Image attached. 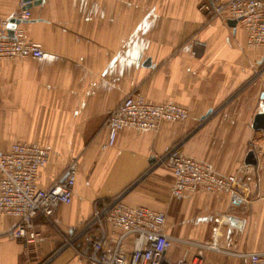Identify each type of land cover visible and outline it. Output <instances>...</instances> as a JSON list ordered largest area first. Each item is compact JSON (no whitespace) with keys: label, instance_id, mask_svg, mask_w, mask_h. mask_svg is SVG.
<instances>
[{"label":"crops","instance_id":"obj_1","mask_svg":"<svg viewBox=\"0 0 264 264\" xmlns=\"http://www.w3.org/2000/svg\"><path fill=\"white\" fill-rule=\"evenodd\" d=\"M21 1L0 0V18H13ZM201 2L41 0L30 8L20 26L45 54L0 63V153L16 141L45 145L42 188L63 181L73 159L78 170L72 201L58 205L54 223L35 218V243L11 236L18 218L0 215V264H89L79 250L95 202L122 192L127 203L164 213L165 232L176 238L209 241L213 219L230 215L249 224L238 248L264 250V198L236 206L227 194L171 195L163 158L173 147L218 174L235 173L243 197L264 191V156L246 162L250 143L263 137L252 121L264 114V49H249L244 29L201 12ZM134 91L189 114L156 131L125 127L107 146L109 113ZM192 253L173 245L169 256ZM206 261L223 264L213 254Z\"/></svg>","mask_w":264,"mask_h":264},{"label":"built area","instance_id":"obj_2","mask_svg":"<svg viewBox=\"0 0 264 264\" xmlns=\"http://www.w3.org/2000/svg\"><path fill=\"white\" fill-rule=\"evenodd\" d=\"M29 2L22 0L21 9L14 16L21 22L32 18L31 9L24 8ZM199 9L212 18L223 16L235 19L246 32L247 47L264 49V0H202ZM10 19L0 18V63L43 57L45 51L42 44L27 38L21 22L16 25L14 35H9ZM188 114V109L178 103L155 102L140 91L131 92L109 113L107 146L115 145L120 130L125 127L156 131L162 122H178ZM252 150L258 157L264 156V131L262 139L255 142ZM49 160L48 148L36 141H16L7 151L0 153V215L18 218L10 235L26 244L35 243L41 236L34 222L37 216L52 221L58 205L72 201L77 161L73 159L67 164L63 181L42 188L39 186V175ZM163 161L173 171L171 195L174 199L182 200L198 192H206L227 194L232 205L236 206L245 200L235 188V173L218 174L211 165L183 154L178 147L170 149ZM124 194L122 192L95 202L93 217L84 231L87 235L83 237L85 240L79 250L89 264H204L203 247L225 252L213 245L217 241V223L230 224L236 217L214 218V241L209 245H199L201 250L189 260H172L169 252L175 242L193 243L167 234L164 213L131 205L124 200ZM232 254L240 261L238 264H264V250H242Z\"/></svg>","mask_w":264,"mask_h":264},{"label":"rangeland","instance_id":"obj_3","mask_svg":"<svg viewBox=\"0 0 264 264\" xmlns=\"http://www.w3.org/2000/svg\"><path fill=\"white\" fill-rule=\"evenodd\" d=\"M255 144V142L250 143V145L253 148V145ZM244 196V195H243ZM111 198V197H110ZM264 198V191H259L256 190L253 192L252 195H248L247 197H244V202L242 204H244V206L249 205L250 202H253L255 200H260ZM222 216H230V215H219V219H221L220 217ZM232 217V216H230ZM234 217V216H233ZM237 219H241L240 217H236ZM52 224L54 223V221H51ZM225 222V221H224ZM218 226V235H217V241H215V243H217L220 248H222L225 252H215L212 251V249L209 248H202V256L204 257V264H207L206 261V256L209 254L210 257H212L213 255H216L217 257H221L223 259V264H238L240 261L237 260L232 253H235L237 251H242L245 249L244 245H242L241 248H238L239 245L237 244H241L246 241L247 239V231L249 230V224L248 221L246 222V224L243 225V227H237L235 226H230L229 222L226 223H217ZM208 240V239H207ZM186 241H189L190 243L193 244H184L182 242H175V246L176 245H184V246H190L193 250V253L191 254L192 256H194L198 251L201 250V247L199 245H209L210 243H212L214 241V238L212 239V230H211V235L209 237V241H203V242H197L195 240H191V239H186ZM210 264V263H208Z\"/></svg>","mask_w":264,"mask_h":264},{"label":"water","instance_id":"obj_4","mask_svg":"<svg viewBox=\"0 0 264 264\" xmlns=\"http://www.w3.org/2000/svg\"><path fill=\"white\" fill-rule=\"evenodd\" d=\"M26 1H30V2L24 8H31L33 5L40 3L41 0H26ZM20 22H21V20H19L18 18H15V17L10 19V25H9V27H10L9 35L10 36L14 35V29H15L16 25ZM230 24L232 26L236 25V20L231 19ZM252 127L255 130L264 131V114L262 112H258L254 115L253 121H252ZM246 162L248 164L256 165L257 159H256V155H255L253 150H250L247 153Z\"/></svg>","mask_w":264,"mask_h":264},{"label":"bare ground","instance_id":"obj_5","mask_svg":"<svg viewBox=\"0 0 264 264\" xmlns=\"http://www.w3.org/2000/svg\"><path fill=\"white\" fill-rule=\"evenodd\" d=\"M221 220H223V219H221ZM230 224H231V226H235L236 225L237 227L241 228L244 225V220L233 218V220L230 221Z\"/></svg>","mask_w":264,"mask_h":264}]
</instances>
